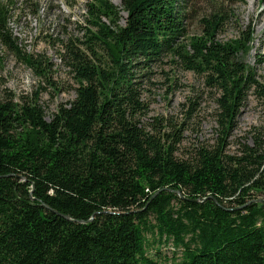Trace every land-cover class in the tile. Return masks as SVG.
<instances>
[{"label":"trees","instance_id":"obj_1","mask_svg":"<svg viewBox=\"0 0 264 264\" xmlns=\"http://www.w3.org/2000/svg\"><path fill=\"white\" fill-rule=\"evenodd\" d=\"M183 2L90 0L81 38L60 45L74 98L48 119L36 97L0 99V264H166L149 252L162 242L182 247L177 264H264V144L228 153L247 93L264 101L241 58L254 31L221 42L217 11L186 37ZM0 46L51 72L20 47L2 3ZM164 59L216 91L214 142L187 158L184 122L141 120V79Z\"/></svg>","mask_w":264,"mask_h":264},{"label":"rangeland","instance_id":"obj_2","mask_svg":"<svg viewBox=\"0 0 264 264\" xmlns=\"http://www.w3.org/2000/svg\"><path fill=\"white\" fill-rule=\"evenodd\" d=\"M89 2L0 0V4H6L10 10V27L20 47L26 53L39 54L41 60L45 58L52 64L45 78L24 64L13 51L0 46V99L20 104L36 97L48 119L59 104L74 98L76 79L61 59L60 45L68 37L81 38ZM112 2L119 4V0ZM183 9L186 37L199 35L203 19L217 11L224 13L226 20L216 36L221 42L238 37L240 31L253 30L252 45L241 58L254 67L256 79L264 83V16L260 13L264 0H184ZM166 60L154 64L151 75L141 79V96L149 107L141 120L150 124L155 117H163L177 125L184 122L177 156L187 158L193 155L195 148L214 142L216 91L204 83L202 76ZM259 60L263 62L258 63ZM255 137L264 144V101L249 91L229 137L228 153L238 152L241 144L252 145ZM157 247L160 250L157 258L166 264L180 262L182 247L172 242L154 243L149 248L150 255L156 254Z\"/></svg>","mask_w":264,"mask_h":264},{"label":"bare ground","instance_id":"obj_3","mask_svg":"<svg viewBox=\"0 0 264 264\" xmlns=\"http://www.w3.org/2000/svg\"><path fill=\"white\" fill-rule=\"evenodd\" d=\"M262 17L264 16V9L260 12Z\"/></svg>","mask_w":264,"mask_h":264},{"label":"water","instance_id":"obj_4","mask_svg":"<svg viewBox=\"0 0 264 264\" xmlns=\"http://www.w3.org/2000/svg\"><path fill=\"white\" fill-rule=\"evenodd\" d=\"M258 201L264 202V199H257Z\"/></svg>","mask_w":264,"mask_h":264}]
</instances>
